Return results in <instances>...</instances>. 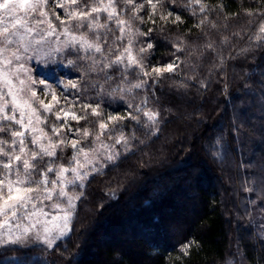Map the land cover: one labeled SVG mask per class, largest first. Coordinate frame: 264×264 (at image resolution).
Listing matches in <instances>:
<instances>
[{"label":"snow or ice","instance_id":"snow-or-ice-1","mask_svg":"<svg viewBox=\"0 0 264 264\" xmlns=\"http://www.w3.org/2000/svg\"><path fill=\"white\" fill-rule=\"evenodd\" d=\"M185 14L195 20L196 41L177 33L169 59L153 62L155 34L178 29ZM258 52L264 0L233 13L212 0H0V249L20 252L15 264H27L38 247L58 250L90 181L144 143L138 131L160 133L171 109L160 106L156 86L171 81L179 95L206 90L205 62L210 75L227 59ZM260 77L254 82L264 95ZM222 140L212 138L210 154H222ZM254 177L245 178L243 192H255ZM251 205L249 216L257 201ZM258 209L264 215V196ZM194 244L178 255L190 256Z\"/></svg>","mask_w":264,"mask_h":264},{"label":"trees","instance_id":"trees-1","mask_svg":"<svg viewBox=\"0 0 264 264\" xmlns=\"http://www.w3.org/2000/svg\"><path fill=\"white\" fill-rule=\"evenodd\" d=\"M212 2L223 3L226 13L257 4ZM185 20L178 29L155 34L153 62L169 59L168 40L177 33L196 41L195 20L187 14ZM223 54L227 57L228 50ZM209 67L205 62L206 90L191 88L179 95L171 81L156 86L160 106L171 109L160 133L138 131L144 143L134 142L119 166L95 176L85 188L70 238L58 250L39 252L40 262L29 261L36 251L31 252L27 264H225L234 245L245 264H264L259 228L264 215L258 209L264 196V95L254 82L264 72V53L227 59L222 70L210 75ZM249 76L253 80L245 89L241 85ZM220 136L222 154L217 157L210 154L217 150L210 141ZM186 148V158L177 160ZM190 167L196 168L194 174ZM252 173L256 190L245 193L243 182ZM182 181L189 183L182 186ZM253 199L257 210L249 216ZM188 241L195 242L192 254L181 258V245ZM20 257V252L0 249L3 264Z\"/></svg>","mask_w":264,"mask_h":264},{"label":"rangeland","instance_id":"rangeland-1","mask_svg":"<svg viewBox=\"0 0 264 264\" xmlns=\"http://www.w3.org/2000/svg\"><path fill=\"white\" fill-rule=\"evenodd\" d=\"M43 67L44 66H41V65H37V70L38 71H43ZM64 71H66L67 73H68V76H71V77H73V78H75V76H76V73L74 72V71H71V70H69L68 68H67V66H65V69H64ZM63 78H66V77H62V79ZM50 81H51V77H50ZM188 137V136H187ZM189 153V150L186 148L185 149V151H181L180 153H179V158H177V160L178 159H180L181 160V162L186 158V155ZM180 162V161H179ZM202 167V166H201ZM190 170H191V172L194 174L195 172H196V168H193V167H190L189 168ZM188 169V170H189ZM180 175H182V176H180L181 178L183 177V173H180ZM188 181H182L181 182V185L183 186H186V185H188ZM153 190H155V188H152ZM260 222H264V219L263 220H259ZM263 236H264V234H263ZM68 238H66L65 240H63V241H61L60 243H62V242H64V241H66ZM236 246L234 245L233 246V249H232V253H231V257H230V261H235L236 262V264H245L242 260H241V255H240V253H239V251H238V249L236 248ZM36 252H35V254H31V257L29 256L28 257V259H29V261L31 262V263H33V262H36V261H38V262H40L41 260H42V258L39 256L40 255V253L39 252H42L41 251V249L38 247V248H36V250H35ZM38 251V252H37ZM8 264H10V262H8ZM11 264H15V262L14 263H12L11 262Z\"/></svg>","mask_w":264,"mask_h":264}]
</instances>
